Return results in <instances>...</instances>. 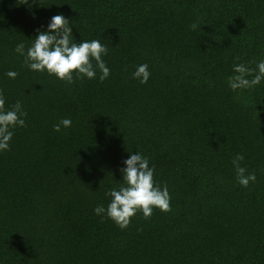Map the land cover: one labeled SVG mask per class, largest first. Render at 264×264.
Listing matches in <instances>:
<instances>
[{
  "label": "trees",
  "instance_id": "obj_1",
  "mask_svg": "<svg viewBox=\"0 0 264 264\" xmlns=\"http://www.w3.org/2000/svg\"><path fill=\"white\" fill-rule=\"evenodd\" d=\"M20 3L0 0V91L27 114L0 150V264H264V80L228 85L236 64L264 61V0ZM58 14L74 42L107 47L106 80L68 84L15 51ZM143 64L146 84L133 78ZM62 119L71 127L54 131ZM135 153L171 211L137 212L121 230L94 209ZM237 154L256 175L248 187Z\"/></svg>",
  "mask_w": 264,
  "mask_h": 264
},
{
  "label": "clouds",
  "instance_id": "obj_2",
  "mask_svg": "<svg viewBox=\"0 0 264 264\" xmlns=\"http://www.w3.org/2000/svg\"><path fill=\"white\" fill-rule=\"evenodd\" d=\"M32 2L36 3V0H32ZM20 4L27 5L29 8L32 6L29 4V0H21ZM191 27L195 29L197 25L193 24ZM37 33L26 54L23 43L18 44L15 48L18 54L24 56V63L30 70L41 73L46 71L49 75H54L68 84L74 82V76L75 79L80 80L85 77L94 79L97 70L100 72V82L109 77L110 70L102 59V56L108 52L107 47L102 45L99 40L83 41L79 44L74 42L72 28L69 26L68 19L62 14L51 18L47 31L37 29ZM233 71L234 75L228 77V85L234 92L253 89L264 80V61H260L256 69L248 68L244 64H236ZM6 75L15 79L18 73L9 71ZM150 75L148 66L143 64L138 66L133 73V78L138 79L141 84H146ZM249 76L253 78L248 79ZM26 115L19 101L10 110H6L5 99L0 91V150L9 149L13 129L26 126L25 119L22 118ZM71 124L70 119H62L54 125V131L60 132L61 126L69 128ZM243 159V155L237 154L232 164L238 183L242 187H248L250 182L256 181V175L247 173V169L241 167ZM124 164L126 167L120 169L123 183L118 189L113 188L106 192V196L112 198L107 209L103 205H99L94 209V212L97 215L106 214L121 230L128 228L131 218L137 212H142L145 219L151 218L154 208L164 213L170 212L171 198L167 185L161 188L155 184L154 168L149 167V160L141 154L135 153L131 154Z\"/></svg>",
  "mask_w": 264,
  "mask_h": 264
}]
</instances>
